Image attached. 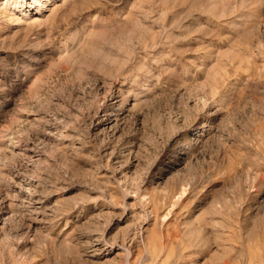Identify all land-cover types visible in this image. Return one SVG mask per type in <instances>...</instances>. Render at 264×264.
<instances>
[{
    "label": "rangeland",
    "instance_id": "1",
    "mask_svg": "<svg viewBox=\"0 0 264 264\" xmlns=\"http://www.w3.org/2000/svg\"><path fill=\"white\" fill-rule=\"evenodd\" d=\"M0 264H264V0H0Z\"/></svg>",
    "mask_w": 264,
    "mask_h": 264
}]
</instances>
